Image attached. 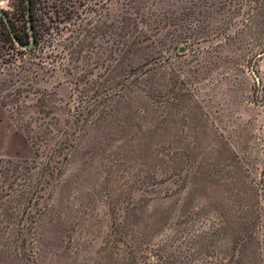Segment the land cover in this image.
Returning a JSON list of instances; mask_svg holds the SVG:
<instances>
[{
  "label": "rangeland",
  "instance_id": "rangeland-1",
  "mask_svg": "<svg viewBox=\"0 0 264 264\" xmlns=\"http://www.w3.org/2000/svg\"><path fill=\"white\" fill-rule=\"evenodd\" d=\"M81 1L2 57L0 264H264V0Z\"/></svg>",
  "mask_w": 264,
  "mask_h": 264
},
{
  "label": "flooded vegetation",
  "instance_id": "flooded-vegetation-1",
  "mask_svg": "<svg viewBox=\"0 0 264 264\" xmlns=\"http://www.w3.org/2000/svg\"><path fill=\"white\" fill-rule=\"evenodd\" d=\"M47 1L31 0L30 15L28 14L27 0H25L24 6L22 5L16 6L12 12H8L4 10L3 8H1L7 13L9 20H11L14 26L17 28V32L20 35V38L25 41V44H23L14 32L15 36L17 37L18 41L21 44L23 45L30 44L32 42V36L34 35L35 45L33 46V48H35L38 44H40L42 37L45 38L46 33L50 30L52 25L55 24L56 30H61L63 28V22H64L63 13H64V1L65 0H53L55 2V7L52 8V13L50 14L46 11V8L48 6ZM77 1L78 0H70V3L72 5H75ZM99 3H100V0H82L80 2L81 6L86 8L87 10L97 7ZM110 3H111V0H104V4L105 6H107V10H105V14H107L108 19L110 18ZM67 15L70 16L69 13ZM2 23L6 24L3 16L0 15V25H2ZM7 29L9 30L8 26H7ZM32 30H33V33H32ZM9 33L11 37V39L9 40V43L21 49V47L16 43L13 36L11 35L10 30H9Z\"/></svg>",
  "mask_w": 264,
  "mask_h": 264
},
{
  "label": "water",
  "instance_id": "water-1",
  "mask_svg": "<svg viewBox=\"0 0 264 264\" xmlns=\"http://www.w3.org/2000/svg\"><path fill=\"white\" fill-rule=\"evenodd\" d=\"M3 1H5V0H0V4H1ZM27 5H28V14L30 15V13H31V0H27ZM0 15H2L3 18L5 19V22H6L8 28H9V30H10V32H11V35L13 36L14 40L16 41V43H17L21 48H24V49H26V50H30V49H32L33 46L35 45V37H34V35L32 36V42H31L30 44H28V45H23V44H21V43L18 41V39H17V37L15 36V34H14V30H13V27H12V25H11V22H10V20H9V17H8L7 13H6L3 9H1V8H0ZM29 18H30V16H29ZM32 33H33V30H32Z\"/></svg>",
  "mask_w": 264,
  "mask_h": 264
},
{
  "label": "built area",
  "instance_id": "built-area-1",
  "mask_svg": "<svg viewBox=\"0 0 264 264\" xmlns=\"http://www.w3.org/2000/svg\"><path fill=\"white\" fill-rule=\"evenodd\" d=\"M14 49L20 50V48L13 46L11 43H9V41H6L0 37V67L7 66V64L4 63V61H3L4 59H2V57H5V58H7L8 61H10L9 60L10 57H8V56L13 55L12 50H14ZM21 49H24V48H21Z\"/></svg>",
  "mask_w": 264,
  "mask_h": 264
},
{
  "label": "trees",
  "instance_id": "trees-1",
  "mask_svg": "<svg viewBox=\"0 0 264 264\" xmlns=\"http://www.w3.org/2000/svg\"><path fill=\"white\" fill-rule=\"evenodd\" d=\"M15 1H17V6H21V5L24 6L25 0H15ZM11 24L13 26V29H14L16 36L20 39V41L23 44H25V41L20 38V35L17 32V28L14 26L12 21H11ZM0 37L6 41H9L11 39L9 30L7 29V26L5 23H2V25H0Z\"/></svg>",
  "mask_w": 264,
  "mask_h": 264
}]
</instances>
